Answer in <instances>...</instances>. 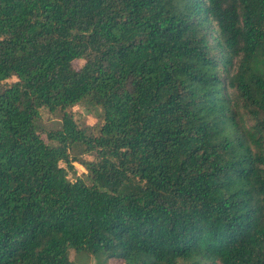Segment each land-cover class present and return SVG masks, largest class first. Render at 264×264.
Masks as SVG:
<instances>
[{"label": "trees", "instance_id": "16d2710c", "mask_svg": "<svg viewBox=\"0 0 264 264\" xmlns=\"http://www.w3.org/2000/svg\"><path fill=\"white\" fill-rule=\"evenodd\" d=\"M70 248L264 264V0H0V264Z\"/></svg>", "mask_w": 264, "mask_h": 264}, {"label": "rangeland", "instance_id": "374dc122", "mask_svg": "<svg viewBox=\"0 0 264 264\" xmlns=\"http://www.w3.org/2000/svg\"><path fill=\"white\" fill-rule=\"evenodd\" d=\"M83 63L82 60H75L74 66L78 67ZM15 78L12 77L11 80H14ZM72 115L74 120L77 121V123L81 127H85L88 131L94 132V124L96 123V116L92 109L87 107L86 105H76L73 106L71 109ZM40 130L43 132L42 135H44V131L47 129H56L60 127L61 123V113L60 112H50L45 108L40 109V115L37 120ZM75 166V172L70 173V178H73L74 176H82L85 173V169L83 166L74 163ZM68 255L70 260L75 262L76 264H86L87 262L94 263L95 259L93 256H86L83 252H77L74 249H69Z\"/></svg>", "mask_w": 264, "mask_h": 264}]
</instances>
